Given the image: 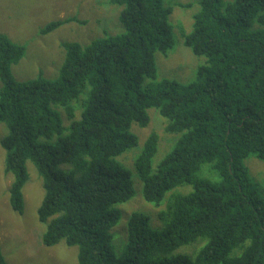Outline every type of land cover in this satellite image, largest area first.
<instances>
[{
	"label": "trees",
	"instance_id": "trees-1",
	"mask_svg": "<svg viewBox=\"0 0 264 264\" xmlns=\"http://www.w3.org/2000/svg\"><path fill=\"white\" fill-rule=\"evenodd\" d=\"M107 1L119 32L63 42L54 79L17 81L11 67L25 47L0 33L10 208L23 213L31 164L43 185L41 243L75 247L76 264H264V178L250 165L264 163V0ZM174 7L195 8L190 29L171 23ZM180 45L197 58L195 71L168 63L179 73L161 74L160 60ZM152 110L173 137L162 157L156 131L142 144L137 133ZM135 181L156 208L151 224L120 208ZM113 228L123 233L117 253ZM0 264H9L1 249Z\"/></svg>",
	"mask_w": 264,
	"mask_h": 264
},
{
	"label": "rangeland",
	"instance_id": "rangeland-1",
	"mask_svg": "<svg viewBox=\"0 0 264 264\" xmlns=\"http://www.w3.org/2000/svg\"><path fill=\"white\" fill-rule=\"evenodd\" d=\"M178 1L185 4L188 0ZM193 12L195 8L183 10L174 7L169 18L171 20L174 17L177 22L181 19L188 29ZM68 17L74 20L47 34L40 33L44 25ZM120 29L117 9L109 5L107 0H0V33L6 34L14 43L25 47L22 59L11 67L12 75L17 81L33 79L39 75L49 79L56 78L65 59L63 42L85 44L94 38L103 36L105 32L115 34ZM196 61L197 58L187 48L180 45L168 58L160 60L159 71L161 74L179 73L172 72V66L168 67V63H172L182 75H190L195 71ZM2 87L3 83L0 80V88ZM151 116L152 119L146 127L137 129L139 142L142 144L148 134L156 131L161 137L157 153L162 157L167 152V147L171 146L173 137L163 131V119L156 111L152 110ZM6 134L7 127L1 123L0 141ZM119 159L124 164L133 167L131 155L126 154ZM250 165L251 172L264 178V163L252 160ZM127 168L134 182V178H137L136 171L134 167L133 169ZM3 170L4 150L0 146V249L9 264H76L75 247H67L63 243L54 247H46L41 243L44 225L37 221L36 210L43 197V185L34 166L28 164L29 179L23 187L24 209L22 214L14 212L9 206L7 188L11 183V177ZM135 186H137V194L128 201L129 203L122 204L120 208L123 215L132 210L144 214L151 224L157 217L156 208L142 199L138 191V181H135ZM121 232V228L112 231V246L115 252L114 240H120L119 236H123ZM184 251L190 252V248H185Z\"/></svg>",
	"mask_w": 264,
	"mask_h": 264
},
{
	"label": "bare ground",
	"instance_id": "bare-ground-1",
	"mask_svg": "<svg viewBox=\"0 0 264 264\" xmlns=\"http://www.w3.org/2000/svg\"><path fill=\"white\" fill-rule=\"evenodd\" d=\"M67 121H69V120H67Z\"/></svg>",
	"mask_w": 264,
	"mask_h": 264
}]
</instances>
